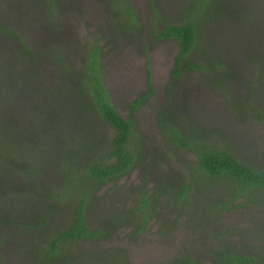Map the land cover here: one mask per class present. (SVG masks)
Wrapping results in <instances>:
<instances>
[{"label": "rangeland", "instance_id": "374dc122", "mask_svg": "<svg viewBox=\"0 0 264 264\" xmlns=\"http://www.w3.org/2000/svg\"><path fill=\"white\" fill-rule=\"evenodd\" d=\"M195 1L54 0L49 5L48 0H0V26L10 30L0 28V108L13 113L18 121L25 143L20 146L40 160L30 167L36 173L34 179L29 177V167L26 171L14 166L6 175L10 183L7 193L0 195V219L23 218V223L43 226L31 232L13 223H0V264H181L186 256L197 264H212L211 251L226 244L264 258V198L251 191L248 196L232 198L230 185L222 180L212 185L205 180L196 182L197 193L192 191L180 200L172 192L154 198L143 229L138 217L129 215L136 207V188L141 182L145 181L153 194L155 183L175 185L179 175L188 173L186 162L196 160L193 152L170 141L171 127L181 134L203 132L212 144L224 145L243 161L264 164V121L259 110L246 113L242 106L253 92L255 76L262 79L252 58L260 61L258 68L264 72V0H209L214 7L209 11L212 21L202 28L195 54L209 66L175 78L172 68L178 44L158 35L165 24L185 21L195 9ZM119 2L132 9L134 29H128L130 19L119 11ZM238 13L245 20H237ZM21 42L35 58L21 54ZM94 42L101 51L100 77L122 116L127 115L137 95L151 91L135 111L143 158L115 182L95 187L88 201L85 216L89 229L110 228V233L68 242L65 256L42 263V248L72 218V201L51 200L48 193L37 189L59 184L63 165L70 166L89 152L88 147L77 150L81 125L67 126L66 121L60 134L64 139L74 138L70 144L74 148L66 152L64 143L48 129L56 112H65L67 118L73 114L81 118V114L90 119V114L80 105L75 104L79 111L64 105L66 98L55 96L52 100L39 93L60 84L64 76L76 84L88 46ZM213 60L220 65L210 71ZM220 77L226 79L222 84ZM263 79L255 109L264 108ZM65 93L68 95V88ZM40 107L46 119L37 115L35 108ZM165 110L163 120L158 115ZM58 128L61 130L62 124ZM106 128L98 130L95 137L105 138ZM85 129L88 126L84 124L83 132ZM44 152L49 154L47 166L39 159ZM20 159L16 155V160ZM137 211L143 219L144 210Z\"/></svg>", "mask_w": 264, "mask_h": 264}, {"label": "trees", "instance_id": "16d2710c", "mask_svg": "<svg viewBox=\"0 0 264 264\" xmlns=\"http://www.w3.org/2000/svg\"><path fill=\"white\" fill-rule=\"evenodd\" d=\"M48 2L50 5V3H54V0H48ZM119 4V11H121V14L124 12V15L128 17L127 19H130L128 29H134L136 23L132 9L127 3L122 4V2H119ZM194 4H197L196 7H194L195 9L191 11L192 14H190L185 21L178 24H165L158 35L159 38H172L178 44V50L174 56L172 68V74L175 78L180 77L182 73L201 71L209 66L199 62L195 54L198 51L202 28L205 26L206 22L212 21L209 11H212L214 7L210 6L209 0H196ZM231 15L232 13L226 14V16ZM236 19L245 20L239 13L237 14ZM133 21L134 23L132 25ZM122 28L127 29L124 26ZM2 29L10 32L6 26H2ZM11 32L13 31L11 30ZM21 47L24 49L21 53L23 56L27 55L30 58H35L34 52L30 53L24 42H21ZM88 48L83 67L78 72L79 76L76 84H71L72 82L68 80L69 78L64 76L60 84L58 83L56 86L53 85L52 89L48 88L47 91L39 93L41 96H48L49 99L52 100L55 99V96L63 99L66 98L65 100H62L64 105H70L69 108L74 106L73 108L75 111H79L78 109L82 106L87 109L90 114V119L84 118L81 114V118L75 117L74 114L71 116L69 115L67 118V114L61 111L60 115L61 117L63 116L61 119L58 112H56L53 115L56 117V120L54 123H50L48 129L53 135H57L54 137H56L58 141L64 143L63 149L66 148L64 151L66 152L68 149L71 150L74 148L70 145L71 143H74V138H71L70 136L69 139H64L65 135L63 136L60 134V132L65 131L64 126L66 121H69L67 122V126L71 124L81 125L79 130H77L81 133L78 134L81 143L77 150L82 149L83 151L85 150V147H88L89 152L83 154V159L77 158L74 161V164L70 166L62 163L64 164L62 168V176L57 180L60 181L59 184H56L54 187L51 186L52 188L46 187L43 189H37L39 192L41 191V194L44 192L48 193L51 200H62L63 203L72 201V218L66 226L59 229L53 236H51L48 244L42 248V263H49L56 260L61 254L65 256L64 246L68 242L82 238H95L102 234L110 233V228L106 231H104V229H89L85 216L88 201L92 198V193L95 189H99L107 183H113L120 177L126 175L131 168L135 164H139L143 158V140L142 135L136 127L135 111L145 103L151 91L137 95L130 102L127 115L122 116L110 101L107 90L100 77L101 51L97 42L92 43ZM251 60L257 65V69L260 71L263 79L264 72L258 68V65H261L260 61L257 58H252ZM218 62L219 61L217 60L210 61L209 70L214 71L216 67L218 68L220 65ZM259 71L257 75H259ZM221 77L218 80L220 81V84L226 80ZM3 78H5L4 75ZM226 78H228V76ZM262 79L259 80L255 76V83L260 85H252L253 92L248 94L249 99H246L245 103L242 104L244 108L241 107L243 108V112L246 113H259L257 112V110H259L260 119L264 121V108L255 109L254 105L257 90L261 86L260 81H262ZM256 86L257 88L255 89L254 87ZM67 88L68 95L65 93ZM261 92L258 91V93ZM246 97L247 95H245L244 98ZM75 104L80 106H75ZM36 108L35 111L38 113L37 115L45 118L43 114L44 108L40 107L37 110ZM5 110L7 109L4 107L0 108L1 196L7 193L10 181L6 175L11 171L12 167H24L26 168V171L27 167H29V177L34 179L36 173L34 174L30 167L40 161L37 158L31 157L27 154L26 148L22 147V145L20 146L23 136L20 134L21 130L18 121L14 120L13 113H9ZM66 112H69V110ZM158 116H161V119L163 118V120H165L166 110ZM51 120L54 119H48V121ZM88 122L91 124V128H89ZM60 124H62L61 130L58 128ZM84 124L85 126H88V130L85 129L83 132L82 129ZM101 128H106L109 132L106 134L105 138L100 137L97 139L95 136ZM170 135V141L174 145L178 148L193 152L196 155V160L193 162H186L188 173L185 171L182 175H179L178 182H176L175 185L166 181L155 183L153 194L148 192V188L146 187L147 183L145 181L137 186V195L135 196L136 207L129 212V215L132 219L138 217L140 228H145L147 220L150 218V212L147 209L151 206V202H153L154 198L167 192H172L176 195L177 200H180V198H184L186 194L192 191L197 193L198 186L196 182H201L203 180H205L204 182L208 181L207 183L210 182L209 184L211 185L213 184V181L222 180L227 182L230 185L229 194L232 195V198L236 196H248L250 191L258 193L264 198V164L243 161L231 151L227 150L224 145L221 144L217 146L212 144L208 138L204 136L203 132L198 133L195 131V133L189 132L187 134H181L179 130L171 127ZM102 139L104 140L102 141ZM33 140H35L34 136ZM22 143L25 145L24 142ZM61 153L64 154L63 152ZM16 155L20 156L21 159L16 160ZM48 156L49 154L45 152L41 153L39 159L42 158V160H44L43 164L40 162L42 165L47 166L50 164ZM80 159H82V161ZM10 174L12 175V173ZM183 177H185V180ZM26 195L28 197L30 194L26 193ZM33 202L34 200L31 201V203ZM57 208H59V206H57ZM138 209L144 210L145 216L143 219L142 213H138ZM28 212L29 211H27V213ZM23 220V218H20L9 222L4 221L1 218L0 223H13L14 227L19 225L20 227L17 228L22 231L25 229H32L31 232H35L40 227H43L40 224L31 225L26 222L23 223ZM181 261V264H197L187 256ZM211 261L212 264H264V258L256 253L236 251L233 250L229 244L224 245L223 248L212 250ZM121 264L126 263L122 262Z\"/></svg>", "mask_w": 264, "mask_h": 264}]
</instances>
